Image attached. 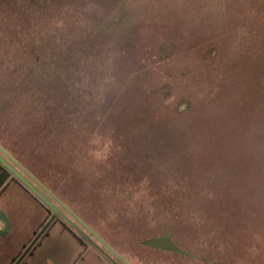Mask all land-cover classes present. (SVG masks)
Segmentation results:
<instances>
[{"label":"rangeland","instance_id":"374dc122","mask_svg":"<svg viewBox=\"0 0 264 264\" xmlns=\"http://www.w3.org/2000/svg\"><path fill=\"white\" fill-rule=\"evenodd\" d=\"M0 145L126 264H264V0H0ZM0 208L6 264L42 215Z\"/></svg>","mask_w":264,"mask_h":264},{"label":"flooded vegetation","instance_id":"af4514ba","mask_svg":"<svg viewBox=\"0 0 264 264\" xmlns=\"http://www.w3.org/2000/svg\"><path fill=\"white\" fill-rule=\"evenodd\" d=\"M11 159L13 158L11 157ZM11 159L6 157L0 150V201L11 189L17 190V192L26 194L30 198L42 215V218L19 243L17 250L7 260L6 264H31V259H34L36 252L43 250L44 242L49 239L50 229L55 224L64 227L67 230V234H70L79 246L81 245L82 247H85L86 245H89L95 250L100 247L107 250L93 234L84 228V223L76 217V215L52 195L50 191H48L15 159L13 160L16 161L18 165H16ZM19 166L25 171L21 170ZM10 169H13L14 171H11ZM0 212L3 214V219L0 218V231H3V234L0 235V241H2L9 236L12 224L8 214L1 208ZM102 248L100 249L103 251ZM107 252L109 255L104 251L102 253L106 258L113 262V264H123L108 250ZM44 259L46 261L49 260L48 257Z\"/></svg>","mask_w":264,"mask_h":264},{"label":"water","instance_id":"95a60500","mask_svg":"<svg viewBox=\"0 0 264 264\" xmlns=\"http://www.w3.org/2000/svg\"><path fill=\"white\" fill-rule=\"evenodd\" d=\"M0 150L3 152V154L10 158L11 157L0 147ZM13 160V159H11ZM14 161V160H13ZM16 165L17 162L14 161ZM19 168L23 171H25L22 167L19 166ZM11 171H14L13 169H10ZM0 218L3 219V214L0 212ZM79 222H81L80 220H78ZM84 228L89 231L91 234H93L98 241L106 248L108 249L118 260H120L123 264H126L121 258L120 256H118L117 253H115L110 247H108L100 238H98L86 225H84ZM7 227V225H6ZM3 234V231H0V235ZM145 245L152 247V248H156V249H161L164 251H168V252H175L181 255H187L185 252L181 251L180 249H178L171 241L168 237H159V238H152L150 240H147L145 243Z\"/></svg>","mask_w":264,"mask_h":264}]
</instances>
